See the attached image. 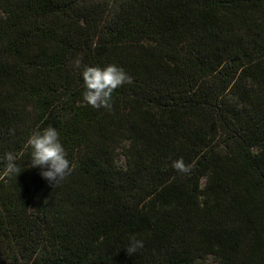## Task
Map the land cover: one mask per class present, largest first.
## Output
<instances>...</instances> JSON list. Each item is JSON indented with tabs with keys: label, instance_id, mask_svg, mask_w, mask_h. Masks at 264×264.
Masks as SVG:
<instances>
[{
	"label": "trees",
	"instance_id": "trees-1",
	"mask_svg": "<svg viewBox=\"0 0 264 264\" xmlns=\"http://www.w3.org/2000/svg\"><path fill=\"white\" fill-rule=\"evenodd\" d=\"M109 64L131 83L93 108L81 73ZM49 126L54 186L27 145ZM8 152L0 264H264V0H0Z\"/></svg>",
	"mask_w": 264,
	"mask_h": 264
},
{
	"label": "clouds",
	"instance_id": "clouds-1",
	"mask_svg": "<svg viewBox=\"0 0 264 264\" xmlns=\"http://www.w3.org/2000/svg\"><path fill=\"white\" fill-rule=\"evenodd\" d=\"M76 66H80L79 60ZM85 91L84 100L93 108L111 109L112 93L124 83H131V78L124 70L116 65L85 66L81 73ZM31 148V168H39L40 175L49 183L56 185L65 180L72 171V165L66 158L67 153L60 142L59 132L52 126L43 130L34 131L27 140ZM5 172L8 174L19 171L13 153H5L3 160ZM172 167L182 173L190 171L191 165H185L183 158L173 162ZM47 168V170H45ZM143 247V242L135 237L130 239L126 248L127 253H135Z\"/></svg>",
	"mask_w": 264,
	"mask_h": 264
}]
</instances>
